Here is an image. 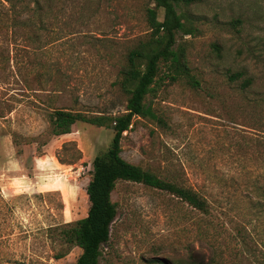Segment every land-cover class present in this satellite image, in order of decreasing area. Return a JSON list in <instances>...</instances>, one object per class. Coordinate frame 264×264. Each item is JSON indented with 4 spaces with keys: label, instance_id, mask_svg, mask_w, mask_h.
Instances as JSON below:
<instances>
[{
    "label": "rangeland",
    "instance_id": "1",
    "mask_svg": "<svg viewBox=\"0 0 264 264\" xmlns=\"http://www.w3.org/2000/svg\"><path fill=\"white\" fill-rule=\"evenodd\" d=\"M146 8L162 19L151 0H0V264H74L80 250L54 258L60 245L46 231L85 215L91 161L112 129L76 122L52 136L46 112L124 110L118 71L149 32ZM176 10L189 30L178 31L176 43L199 84L161 80L160 66L145 102L163 122L135 117L120 156L198 191L208 214L165 190L119 180L98 264H185L208 243L229 264L234 251L247 255L240 236L249 247L263 233L264 0H195ZM237 71L241 78H227ZM244 77L250 82L241 88ZM74 148L78 160L56 159Z\"/></svg>",
    "mask_w": 264,
    "mask_h": 264
},
{
    "label": "trees",
    "instance_id": "2",
    "mask_svg": "<svg viewBox=\"0 0 264 264\" xmlns=\"http://www.w3.org/2000/svg\"><path fill=\"white\" fill-rule=\"evenodd\" d=\"M155 7L162 8V19L158 20L154 8H146V22L149 32L129 48L121 64L117 80L120 90L126 94L124 110L115 115H86L65 108L51 107L46 112L48 122L47 133L58 136L69 133L76 122H85L95 126H106L112 129L108 147L96 154L91 161L90 177L85 186L88 206L83 217L76 220L56 224L47 228L46 234L51 240H56L60 249L54 253V258L64 256L71 247H77L80 252L74 264H98L101 256V246L108 241L110 226L116 216V204L110 194L119 180L141 183L143 185L165 190L201 215L208 214L206 198L193 188L178 185L163 179L148 169L124 160L120 156V140L135 117L151 118L157 122L163 119L157 115L151 106L145 102L146 96L154 91L160 66H163L162 79L168 83L183 81L188 86L196 88L198 79L191 73L185 57V48L176 43L178 31L189 33L182 21L183 15L178 13L179 4H189L195 0H151ZM242 72L227 74L229 80L241 78ZM248 78H242L240 87L249 84ZM13 136V141L16 139ZM71 142L64 143L69 145ZM80 158V151L74 148L69 159L56 155V159L74 162ZM261 237L254 245L247 247L240 236L239 242L245 247L234 251L233 261L229 264H264V228ZM256 244V245H255ZM259 247V248H257ZM242 254L243 256H239ZM185 264H227V261L216 245L208 243L206 247L189 251L184 258Z\"/></svg>",
    "mask_w": 264,
    "mask_h": 264
},
{
    "label": "crops",
    "instance_id": "3",
    "mask_svg": "<svg viewBox=\"0 0 264 264\" xmlns=\"http://www.w3.org/2000/svg\"><path fill=\"white\" fill-rule=\"evenodd\" d=\"M50 158H52V157H50ZM51 161H52V159H51Z\"/></svg>",
    "mask_w": 264,
    "mask_h": 264
}]
</instances>
